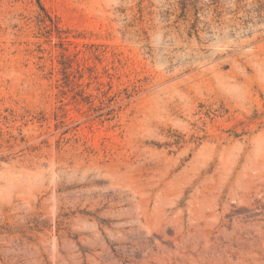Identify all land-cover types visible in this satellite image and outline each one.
I'll list each match as a JSON object with an SVG mask.
<instances>
[{
    "label": "rangeland",
    "instance_id": "rangeland-1",
    "mask_svg": "<svg viewBox=\"0 0 264 264\" xmlns=\"http://www.w3.org/2000/svg\"><path fill=\"white\" fill-rule=\"evenodd\" d=\"M0 264H264V0H0Z\"/></svg>",
    "mask_w": 264,
    "mask_h": 264
}]
</instances>
